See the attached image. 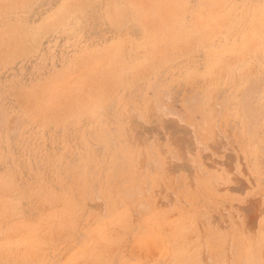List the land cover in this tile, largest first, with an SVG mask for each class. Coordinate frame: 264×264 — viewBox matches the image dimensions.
<instances>
[{
  "label": "rangeland",
  "instance_id": "374dc122",
  "mask_svg": "<svg viewBox=\"0 0 264 264\" xmlns=\"http://www.w3.org/2000/svg\"><path fill=\"white\" fill-rule=\"evenodd\" d=\"M0 264H264V0H0Z\"/></svg>",
  "mask_w": 264,
  "mask_h": 264
}]
</instances>
